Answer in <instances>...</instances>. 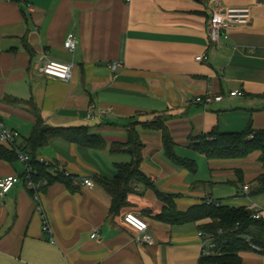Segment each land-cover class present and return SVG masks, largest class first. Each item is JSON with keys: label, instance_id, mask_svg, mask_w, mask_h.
Wrapping results in <instances>:
<instances>
[{"label": "crops", "instance_id": "0c3cea01", "mask_svg": "<svg viewBox=\"0 0 264 264\" xmlns=\"http://www.w3.org/2000/svg\"><path fill=\"white\" fill-rule=\"evenodd\" d=\"M24 1L0 0V119L15 133L14 146L30 157L27 140L40 121L47 127H89L105 147L49 140L34 161L48 165L50 177L68 182H46L37 198L20 180L27 166L0 159V179L19 178L0 197V264H198L207 250L197 235L199 223L158 221L163 205L141 185L128 197L129 209L111 214V198L97 180L112 179L116 165L130 161L127 153L111 151L113 144L127 142L128 123L165 115L175 153L177 147L192 150L189 137L212 130H264V0ZM245 6L251 7L250 23L209 43L212 13ZM69 34L76 40L72 53L63 48ZM204 54L208 60H194ZM46 61L71 64L70 79L44 76ZM235 90L243 96L228 98ZM202 95L223 100L204 108L194 102ZM134 129L142 145L140 169L158 191L179 196L178 211L213 202L218 178L230 176L236 180L233 206L248 207L242 187L250 191L264 173L259 152L242 160L206 159L209 179L202 181L197 170L189 173L167 159L160 131ZM127 211L146 222L151 245L138 242L123 223ZM259 211L264 217V209ZM45 225L49 231L42 230ZM240 256L241 264H264L256 251Z\"/></svg>", "mask_w": 264, "mask_h": 264}, {"label": "trees", "instance_id": "16d2710c", "mask_svg": "<svg viewBox=\"0 0 264 264\" xmlns=\"http://www.w3.org/2000/svg\"><path fill=\"white\" fill-rule=\"evenodd\" d=\"M10 1L16 4H26L24 0ZM21 11L26 19L24 11L22 9ZM157 117L154 122H132L124 125L123 127L128 129L127 142L111 146V151L114 153H127L130 161L116 165L117 173L112 179L98 178L97 180L111 198L109 212L118 214L121 210L129 208L131 205L128 197L134 194L135 189L141 185L143 189L153 190L156 198L168 205L157 215L158 221L171 226L199 223L198 231L212 240L215 245L214 253L201 256L198 264H241L240 253L252 251H256L264 258V217L255 219L253 212L245 207H231L215 201L194 205L183 212L177 211L170 200L174 195L158 191L151 180L142 172L140 169L142 145L134 129L136 126L150 131H160L164 155L167 159L177 167L186 169L189 173H196V166L193 161L181 158L175 153V146L165 126L167 117L165 115ZM189 138L191 142L189 147L203 155L207 160L245 159L250 154L259 152V162L264 163V130L253 132L247 128L242 132L234 133H221L212 130L210 133L202 134L195 139ZM51 139H61L91 149H103L105 147L103 139L99 135L92 134L89 127H47L38 121L26 144V149L30 153L28 165L31 171L30 173L25 171L20 176V180L24 179L26 182L28 178L31 182H39L41 184L39 190L43 192L46 188L45 185H42L44 181L47 184L58 180L65 183L67 181L64 178L60 179V175L55 178L50 177L46 173L48 165L34 161L37 152L45 147ZM15 148L1 146L0 159L8 162L16 160ZM17 148L22 150L20 147ZM238 182H241V179ZM253 183L256 186H254L255 189L250 186V197L264 195V173L260 174ZM28 191L33 195V190Z\"/></svg>", "mask_w": 264, "mask_h": 264}, {"label": "built area", "instance_id": "2783aa9c", "mask_svg": "<svg viewBox=\"0 0 264 264\" xmlns=\"http://www.w3.org/2000/svg\"><path fill=\"white\" fill-rule=\"evenodd\" d=\"M251 21V7H226V8H218L215 10L210 19L208 21V41L212 45H216L219 43L221 38L227 39L230 31L235 30L239 26H244L249 24ZM63 48L69 52H74L76 48V40L75 38L69 34L67 35ZM196 62L206 61L208 60V56L206 54L199 55L194 59ZM72 65L69 63H60L56 61H46L42 67L40 68V72L49 78L57 79L59 81H68L71 76ZM243 93L235 90L230 91L228 93V97H242ZM223 100L222 96H214L211 97L209 95H202L195 99L196 104H200L204 108L210 106L212 103L221 102ZM15 133L6 129L0 119V147L1 146H14ZM16 149V148H15ZM17 160L27 166V173H30L31 169L28 165L30 157L27 153L16 149ZM43 163L42 161H40ZM19 182V178L13 175H7L0 179V197H4L12 187ZM30 189L34 191V196L37 198V192L41 187L40 183L31 182L28 178L25 182ZM84 185L86 187L92 188L93 184L89 180H84ZM44 181L42 185H45ZM243 193L245 198H249V188L247 186H243ZM248 210L253 212V217L258 219L261 216L259 209L255 205H251L247 207ZM123 223L132 229L137 234V241L140 243H144L147 245H151L153 243V239L151 235L148 234V226L146 222H144L139 216L134 214L133 212H127L122 217ZM42 230L49 231L48 226H43ZM95 231L91 235V238L95 237ZM198 237L201 239L202 245H207V250L203 249V255H211L214 253L215 245L212 240L208 238L204 233L198 232ZM203 247V246H202Z\"/></svg>", "mask_w": 264, "mask_h": 264}, {"label": "rangeland", "instance_id": "374dc122", "mask_svg": "<svg viewBox=\"0 0 264 264\" xmlns=\"http://www.w3.org/2000/svg\"><path fill=\"white\" fill-rule=\"evenodd\" d=\"M176 153L178 154L179 157L183 156V157L194 162V164L196 166V170H197L196 177L198 179H200L202 181L209 179V164L203 155H201L198 152L193 151V150L180 149L178 147L176 148ZM188 156H191L193 158H189ZM259 157L257 158L258 162H259ZM238 160H242V159H238ZM259 163H261V162H259ZM253 182H254V180L252 181L251 186H252V189H255L254 186H256V184ZM235 186H236V180L233 176H230L227 178H225V177L224 178H218V181L216 182V184L212 188L213 191L211 194V199H213L214 201L220 200L221 204L228 205L231 207H235L233 205H235L237 201L236 200L233 201L231 199L232 196L236 192ZM135 192H136V189H135ZM249 193H250V191H249ZM171 195H174V196L172 198H170V200L172 201V203L176 207L175 200L179 196H177L176 194H171ZM243 200H244L246 206L255 205L258 209L259 208L264 209V195L253 196V197H250L249 199L244 198ZM159 201H160L161 205H163V208L168 207V205L164 201H162V200H159ZM162 209H161V211H162ZM176 210H177V207H176ZM253 252H255V251H253Z\"/></svg>", "mask_w": 264, "mask_h": 264}]
</instances>
